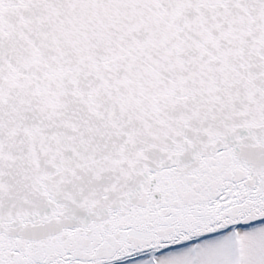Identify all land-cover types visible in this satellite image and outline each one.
<instances>
[{
    "label": "snow or ice",
    "instance_id": "snow-or-ice-1",
    "mask_svg": "<svg viewBox=\"0 0 264 264\" xmlns=\"http://www.w3.org/2000/svg\"><path fill=\"white\" fill-rule=\"evenodd\" d=\"M0 264H264V0H0Z\"/></svg>",
    "mask_w": 264,
    "mask_h": 264
}]
</instances>
